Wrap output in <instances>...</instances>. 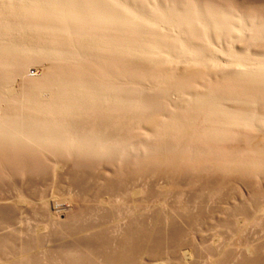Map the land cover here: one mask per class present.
I'll list each match as a JSON object with an SVG mask.
<instances>
[{"label":"rangeland","instance_id":"obj_1","mask_svg":"<svg viewBox=\"0 0 264 264\" xmlns=\"http://www.w3.org/2000/svg\"><path fill=\"white\" fill-rule=\"evenodd\" d=\"M0 264H264V0H0Z\"/></svg>","mask_w":264,"mask_h":264},{"label":"bare ground","instance_id":"obj_2","mask_svg":"<svg viewBox=\"0 0 264 264\" xmlns=\"http://www.w3.org/2000/svg\"><path fill=\"white\" fill-rule=\"evenodd\" d=\"M103 52V51H102ZM93 53V52H92ZM106 55V54H105ZM129 90V89H128ZM138 92H139V90H138ZM144 92V91H143ZM140 94L142 93L141 91L139 92ZM145 93V92H144ZM142 96V98H143V95H141ZM130 97H132V96H130ZM133 98V97H132ZM137 98V97H136ZM139 98H141V97H139ZM144 99V98H143ZM155 99V98H154ZM140 100V99H139ZM149 100V99H148ZM147 100V101H148ZM146 101V102H147ZM149 102V101H148ZM160 104V103H159ZM162 106V105H161ZM158 111H159V108H158ZM152 113V112H151ZM158 113V112H157ZM160 113H162L161 111H160ZM140 114H142V113H140ZM138 115V114H137ZM156 116V115H155ZM208 118V117H207ZM211 119V118H210ZM105 120V119H104ZM185 120V119H184ZM180 122V121H179ZM119 123V122H118ZM149 124V123H148ZM177 133V132H176ZM182 135V134H181Z\"/></svg>","mask_w":264,"mask_h":264}]
</instances>
